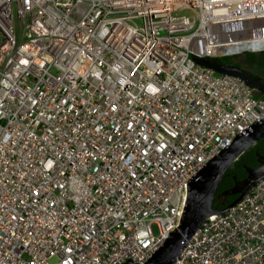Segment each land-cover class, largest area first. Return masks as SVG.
I'll return each mask as SVG.
<instances>
[{
	"label": "built area",
	"instance_id": "obj_1",
	"mask_svg": "<svg viewBox=\"0 0 264 264\" xmlns=\"http://www.w3.org/2000/svg\"><path fill=\"white\" fill-rule=\"evenodd\" d=\"M238 44L264 50V0H0V264L146 261L264 117L191 58ZM174 264H264V177Z\"/></svg>",
	"mask_w": 264,
	"mask_h": 264
},
{
	"label": "water",
	"instance_id": "obj_2",
	"mask_svg": "<svg viewBox=\"0 0 264 264\" xmlns=\"http://www.w3.org/2000/svg\"><path fill=\"white\" fill-rule=\"evenodd\" d=\"M191 58L195 64L210 68L221 75L236 77L246 86L253 88L257 95H264V79L260 76L253 75L250 71L234 64H222L209 57L191 55ZM263 137L264 117L236 134L228 144L207 160L187 181V193L180 220L162 244L143 263H136L127 259L120 264H174L185 243L207 216L226 212L243 195L247 194L259 179L264 177V164H259L257 167H245L246 176L242 179H236L233 176V185L221 191L219 199L214 202L215 206L212 205L217 184L226 169L248 147ZM257 156H259L258 153ZM262 158L264 159V156ZM227 195L237 196L227 203ZM217 205H223V207L218 208Z\"/></svg>",
	"mask_w": 264,
	"mask_h": 264
},
{
	"label": "trees",
	"instance_id": "obj_3",
	"mask_svg": "<svg viewBox=\"0 0 264 264\" xmlns=\"http://www.w3.org/2000/svg\"><path fill=\"white\" fill-rule=\"evenodd\" d=\"M242 56L246 57V63L249 65H254L256 63L264 64V50H253L250 48H239L231 51H218L217 53H209L207 57L217 60L222 64H234L237 67H240L237 62H241ZM260 98L264 99V96L259 95ZM264 144V137L257 141L252 146L248 147L232 164L226 169L223 176L219 180L215 194L220 193L221 191L231 187L234 183L233 176L236 179H242L246 175L245 167H252L256 165L255 159L257 153H262L264 150L261 146ZM237 195H230L227 198V203L232 201ZM215 202V195L213 198V206ZM218 208H222L223 205H217Z\"/></svg>",
	"mask_w": 264,
	"mask_h": 264
},
{
	"label": "flooded vegetation",
	"instance_id": "obj_4",
	"mask_svg": "<svg viewBox=\"0 0 264 264\" xmlns=\"http://www.w3.org/2000/svg\"><path fill=\"white\" fill-rule=\"evenodd\" d=\"M239 60H242L241 62H237L239 64L240 68H242L244 70H248L253 75L260 76L261 78L264 79V64L263 63H256L254 65H252V64L249 65L248 63L245 62L246 61L245 56H242L241 59H239ZM262 96H264V95H262ZM261 148H263V150H264V144L261 146ZM263 156H264V151L262 153H259V156H257L255 159L256 165H254L252 167H257L259 164L263 165L264 164V159L262 158ZM219 194H221V192L218 194H215V201L219 199ZM228 196H230V195H227L226 198H228Z\"/></svg>",
	"mask_w": 264,
	"mask_h": 264
},
{
	"label": "rangeland",
	"instance_id": "obj_5",
	"mask_svg": "<svg viewBox=\"0 0 264 264\" xmlns=\"http://www.w3.org/2000/svg\"><path fill=\"white\" fill-rule=\"evenodd\" d=\"M185 13H190L189 11H185ZM239 49V48H242V45L238 44V45H227V46H222V49L220 48V46L218 45H215V46H212L210 49H209V52L211 54H214V53H217L218 51H231L233 49Z\"/></svg>",
	"mask_w": 264,
	"mask_h": 264
}]
</instances>
